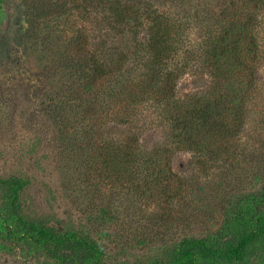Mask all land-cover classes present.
Masks as SVG:
<instances>
[{
  "label": "rangeland",
  "instance_id": "obj_1",
  "mask_svg": "<svg viewBox=\"0 0 264 264\" xmlns=\"http://www.w3.org/2000/svg\"><path fill=\"white\" fill-rule=\"evenodd\" d=\"M181 4L202 15L204 26L191 32L197 39L220 29L244 3ZM112 28L93 2L0 0V179L25 180L23 213L59 231L89 233L105 247V263L147 264L166 245L216 231L229 199L255 193L263 183L264 23L239 108L233 114L227 104L224 122L217 120L223 127L209 126L189 144L161 119L168 101L139 96L127 114L119 90L124 80L113 98L97 103L81 87L85 61L73 64L79 41L83 56L98 50L101 58L109 50L107 34L122 51L130 46L131 36ZM210 72L187 68L175 94L223 96V84L215 86ZM109 78L106 87L115 83ZM109 146L119 155L129 151V160L117 155L113 162ZM127 165L136 173L127 174ZM0 264L41 260L17 250L1 252Z\"/></svg>",
  "mask_w": 264,
  "mask_h": 264
},
{
  "label": "trees",
  "instance_id": "obj_2",
  "mask_svg": "<svg viewBox=\"0 0 264 264\" xmlns=\"http://www.w3.org/2000/svg\"><path fill=\"white\" fill-rule=\"evenodd\" d=\"M85 1L93 2L104 13V21L114 25L112 31L123 37L130 35L132 39L126 51H122L117 41L111 42L112 34H107L109 50L101 53L102 58L98 50L83 56L79 41L73 64L85 61L80 68L82 72H78L81 87L85 93H91V100L97 103L103 102L98 100L100 97L113 98L114 86L124 80L119 90L130 110L126 113H134L139 96L168 101L161 119L188 144L195 143L207 127L218 125L217 120L224 122L229 109L234 114V109L239 108L242 85L252 83L249 60L255 62L258 54L257 34L264 23V0H242L241 11L233 9L231 20H224L220 29L202 33L205 36L197 39L191 32L199 23L204 26L202 15L184 8L182 0ZM118 65L120 70L110 74ZM198 66L212 71L210 80L215 86L223 84V96L175 94L181 73ZM109 77L115 83L106 87L103 79ZM128 152L119 155L108 147L113 162L117 155L129 160ZM128 165L125 172L135 174ZM25 188L26 182L20 177L0 179V253L18 250L21 256L41 260V264H109L104 262L105 247L89 233L68 228L59 231L25 215L20 198ZM147 264H264V179L255 193L229 199L216 231L166 245Z\"/></svg>",
  "mask_w": 264,
  "mask_h": 264
}]
</instances>
